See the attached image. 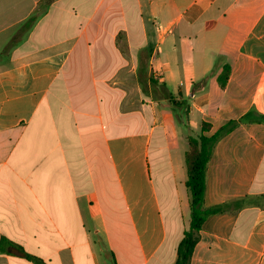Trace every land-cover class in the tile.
<instances>
[{"label":"crops","instance_id":"obj_1","mask_svg":"<svg viewBox=\"0 0 264 264\" xmlns=\"http://www.w3.org/2000/svg\"><path fill=\"white\" fill-rule=\"evenodd\" d=\"M171 98L209 136L237 123L190 264H264V0H0V264H176ZM157 129L175 190L152 174Z\"/></svg>","mask_w":264,"mask_h":264},{"label":"trees","instance_id":"obj_2","mask_svg":"<svg viewBox=\"0 0 264 264\" xmlns=\"http://www.w3.org/2000/svg\"><path fill=\"white\" fill-rule=\"evenodd\" d=\"M230 76V67L226 65L224 72L219 78L222 87H225ZM174 105L181 106L180 102L170 100ZM264 121V116H260ZM237 123L229 122L222 126L216 133L209 136L208 133L211 125L203 123L201 125V133L198 137L188 136L189 150L186 153V165L188 179L186 186L191 193L190 204V227L184 233V237L179 245L178 259L176 264H190L193 250L199 239L198 233L202 229L208 216L221 212L222 206L205 209L204 197L206 192V173L207 165L211 158L214 145L228 132H230ZM30 261L33 259L28 257ZM34 261V260H33ZM41 264V260H35Z\"/></svg>","mask_w":264,"mask_h":264},{"label":"rangeland","instance_id":"obj_3","mask_svg":"<svg viewBox=\"0 0 264 264\" xmlns=\"http://www.w3.org/2000/svg\"><path fill=\"white\" fill-rule=\"evenodd\" d=\"M160 108L163 112V116L166 119L167 125L169 126V130H171L170 143L175 164L182 167L186 166L185 153L189 149V142L187 140V137H197V135H200L201 132L193 124L189 123L188 113L183 106H175L172 104L164 107L163 105H160ZM175 126L177 127L178 131L181 132V138L179 139L172 137L176 133L173 131L175 129ZM163 145H165V143L163 140L162 130L157 129L151 143L150 159L152 174L159 189L162 184V180L160 179V172L164 173L167 178L170 177L171 173V170L167 164V157L163 156V158H160V155L164 154V152L166 151V149L163 148ZM161 146L162 148H160ZM160 160H163L164 167L160 166ZM175 183L176 180L174 178H169L168 187L172 190H175ZM177 186L180 187L179 184ZM187 229H189V226H187Z\"/></svg>","mask_w":264,"mask_h":264}]
</instances>
